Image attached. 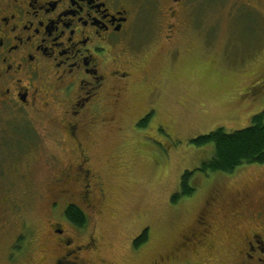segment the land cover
Instances as JSON below:
<instances>
[{"label": "rangeland", "instance_id": "rangeland-1", "mask_svg": "<svg viewBox=\"0 0 264 264\" xmlns=\"http://www.w3.org/2000/svg\"><path fill=\"white\" fill-rule=\"evenodd\" d=\"M150 20L144 17L146 25L135 33L134 40L147 45L150 79L159 86L151 98L135 101L140 104L138 109H132L134 101L126 100L110 109L113 120L90 133L87 144L103 185L98 212L90 215L75 237L84 240L93 234L98 239L93 264H102V260L105 264H202L206 259L211 264H239L241 235L261 231L264 225L258 218L239 229V222L226 212L217 218L212 212L211 243L196 251L181 250V243L212 195L221 202H235L234 194L246 191L251 194L253 209L264 207V163L241 165L233 173H204L198 168L213 157L215 147L192 142L218 128L227 132L244 129L255 115L264 118V0H201L198 8L184 16L177 45L161 39ZM149 103L148 122L133 123L142 112L148 113L145 107ZM10 133L14 134L9 128L0 136ZM57 153L66 158L64 151ZM20 168L16 163L4 175L16 179ZM187 171L193 173L190 183L196 191L174 202ZM7 186L20 194V184L7 182ZM5 187L0 181V198ZM38 191L29 181L23 182V197ZM44 194L46 198L36 202H49L54 196L50 190ZM14 202H20L19 198ZM64 212V204H60L56 215L64 217ZM48 217L44 203L32 206L24 217L29 224L25 245L28 251L33 248L39 264L52 253L43 234ZM18 224L13 222L0 234V264L2 246L11 242ZM34 228L40 232L31 244ZM145 230L149 239L135 247V240ZM30 260L26 264H36Z\"/></svg>", "mask_w": 264, "mask_h": 264}, {"label": "flooded vegetation", "instance_id": "flooded-vegetation-1", "mask_svg": "<svg viewBox=\"0 0 264 264\" xmlns=\"http://www.w3.org/2000/svg\"><path fill=\"white\" fill-rule=\"evenodd\" d=\"M200 3L0 0V132L7 133L9 128L14 132L0 136V181L6 185L0 198V234L19 221L11 242L2 246L1 264H26L29 258L38 262L33 248L28 251L25 245L29 224L24 217L39 203L49 210L43 234L45 245H52V253L42 257V264L96 262L93 255L99 249L98 239L93 234L77 239L75 235L83 227L66 216L70 205L81 208L88 220L99 210L103 180L87 140L99 125L113 120L110 109L124 100L151 98L159 86L150 79L147 45L134 40L135 33L146 25L144 17L151 19L161 39L177 45L184 16ZM139 106L135 102L132 109ZM150 107L151 103L145 107L148 113L142 112L133 123H147ZM59 150L65 152L64 160ZM16 163L21 164L16 179L5 176V170ZM27 181L39 190L36 195L25 193L23 197V182ZM7 182L20 184V194ZM46 190L54 196L49 202H36L43 200ZM234 195L235 202H221L213 195L206 200L196 225L182 235L181 250L196 251L211 243L212 212L217 213L216 218L226 212L239 222V229L253 218L264 225V207L253 209L251 194L246 191ZM17 198L20 202H14ZM60 204H64V217L56 215ZM211 207L214 209L205 211ZM34 229L31 244L40 232ZM238 244L239 264H264V226L261 231L243 232ZM210 260L201 263L211 264Z\"/></svg>", "mask_w": 264, "mask_h": 264}, {"label": "trees", "instance_id": "trees-1", "mask_svg": "<svg viewBox=\"0 0 264 264\" xmlns=\"http://www.w3.org/2000/svg\"><path fill=\"white\" fill-rule=\"evenodd\" d=\"M197 146L214 145L215 153L213 157L203 162L198 170L204 173L226 172L233 173L239 166L245 164L264 163V118L262 114L252 118L250 126L227 132L223 128H218L207 135L199 136L192 140ZM193 173L187 171L181 179V190L173 196V201L191 196L196 189L191 185ZM66 216L77 226L85 227L88 223L86 213L75 205H70L66 210ZM149 235L145 230L140 237L135 240V247L147 242Z\"/></svg>", "mask_w": 264, "mask_h": 264}]
</instances>
